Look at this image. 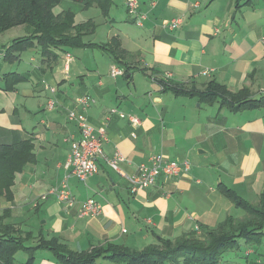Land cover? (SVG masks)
Returning a JSON list of instances; mask_svg holds the SVG:
<instances>
[{"label": "crops", "instance_id": "crops-1", "mask_svg": "<svg viewBox=\"0 0 264 264\" xmlns=\"http://www.w3.org/2000/svg\"><path fill=\"white\" fill-rule=\"evenodd\" d=\"M113 1L108 17L98 7L87 9L72 0H62L59 6L72 10L76 22H97L95 37L100 40H87L105 44L117 37L128 51L127 61L136 66L130 75L112 77L111 68L118 64L99 47L98 53L56 51L59 58L52 67L42 63L36 47L11 62L6 48L33 28L20 25L0 33V144L32 139L36 154L35 163L16 174L14 202L4 201L2 207L12 208L9 222L34 233V244L43 236L55 237L75 252L105 243L141 250L158 243L159 237H204L201 225L215 228L229 216L245 214L221 192L220 184L252 204L264 191V107L236 110L237 104L200 101L161 86L165 81L203 91L216 80L231 92L246 88L243 96L248 100L263 96L264 0H137L138 13L145 16L142 24L129 12L126 0ZM174 18L182 19L179 27H164ZM17 27L24 28V34L5 37ZM24 52L28 63L19 70L17 65L26 61ZM10 72L26 80L5 89L4 75ZM44 82L56 91L47 90ZM84 94L95 100L86 111L89 121L106 129V155L120 152L127 175L136 174L141 163L160 153L187 162L189 169L174 178L161 175L154 185L132 193L128 179L99 160V171L85 181L69 177L79 201L93 197L101 203L98 217L83 216L78 204L68 208L54 195L42 198L67 174L70 141L80 136L67 113ZM50 98L57 102L51 110ZM113 108L140 123L112 114ZM34 264L63 263L42 249ZM97 264L125 263L102 258ZM219 264H264V236L254 242L241 240Z\"/></svg>", "mask_w": 264, "mask_h": 264}, {"label": "trees", "instance_id": "trees-1", "mask_svg": "<svg viewBox=\"0 0 264 264\" xmlns=\"http://www.w3.org/2000/svg\"><path fill=\"white\" fill-rule=\"evenodd\" d=\"M62 0H0V33L20 25L33 28L30 35L15 38L6 48L5 57L13 62L19 60L20 53L36 47L40 49L42 63L52 67L59 56L56 51L70 52L86 48L99 47L111 55L124 74L135 68L126 57L127 52L119 39L113 37L110 42L98 44L86 38L95 33L98 24L94 19L76 22L72 10L56 11ZM82 3L85 8L98 7L104 17H108L113 0H72ZM47 63V64H46ZM144 70V69H143ZM5 89L15 88L25 77L18 72L4 75ZM162 90L173 91L176 95L197 96L207 102L237 104L236 110L249 106L264 107V95L254 100L243 96L241 92H231L225 85L210 81L203 91H194L183 84L161 81ZM9 87V88H8ZM228 100V101H225ZM35 145L32 139L21 140L14 144H0V264H16L17 254L24 252L27 259L23 264H34L38 250L48 249L63 264H97L106 258L125 264H219L224 254L236 249L241 240L257 241L264 236V191L259 202L252 204L237 193L220 184L221 192L237 207L244 209V216H229L215 228L204 227V237L195 233H185L175 239L159 237V242L150 244L141 250L122 244L105 243L89 251L75 252L59 242L55 237L43 236L35 240L32 231L9 222L11 207H2V202H14L12 187L16 174L36 161Z\"/></svg>", "mask_w": 264, "mask_h": 264}, {"label": "built area", "instance_id": "built-area-1", "mask_svg": "<svg viewBox=\"0 0 264 264\" xmlns=\"http://www.w3.org/2000/svg\"><path fill=\"white\" fill-rule=\"evenodd\" d=\"M126 4L129 12L136 16V21L142 24L145 16L138 13V1L126 0ZM181 22V18H174L166 21L164 27L174 29L179 27ZM70 61L71 55L68 53L66 68H68ZM110 74L112 77H117L124 75V70L114 65ZM43 85L52 93L56 91L54 87L45 82ZM94 101V98L89 94L81 95L76 99L77 106L68 110L67 118L79 128L80 136L73 137L70 141V155L65 163V168L67 169L65 178L58 186L51 188L47 194L42 195V198L54 195L59 202L68 208L78 204L81 215L98 217L102 214L101 203L93 197L79 201L70 188L69 177L75 175L85 181L99 171V160H105L109 167L124 175L129 181V188L132 193H137L141 189L154 185L161 175L166 178H174L179 176L182 171L189 169L187 162L180 163L160 153L151 155L147 162L141 163L136 174L127 175L120 166V163L125 159L124 156L120 152H116L113 156H108L104 151V143L107 140L105 127H95L87 117L86 111ZM56 103L55 99L50 98L47 104L48 108L50 110L53 109ZM111 113L118 114L122 118H128L135 125L140 123L137 117L128 115L118 108H113Z\"/></svg>", "mask_w": 264, "mask_h": 264}, {"label": "rangeland", "instance_id": "rangeland-1", "mask_svg": "<svg viewBox=\"0 0 264 264\" xmlns=\"http://www.w3.org/2000/svg\"><path fill=\"white\" fill-rule=\"evenodd\" d=\"M119 5H121V4H119ZM56 11H60L61 10V6H57L56 8ZM24 28H19V27H17V28H15V30H10V32H7V34H5V37L6 38H10L11 36H19V35H22V34H24V30H23ZM101 29H103V27H101L100 28V30ZM31 33H29V34H27V35H30ZM27 35H23V36H21V37H24V36H27ZM19 38V37H18ZM87 39H92V40H96V41H98V40H100V38H99V36H96L95 37V33L94 34H92V35H90V36H88L87 37ZM86 49H89L90 50V52H93V53H98L99 52V50L97 49V48H95V47H93V48H86ZM85 50V49H84ZM38 54V58H40L41 59V53L40 52H38L37 53ZM23 55L25 56V58H26V61L24 60L23 62H21V65L19 66V65H17L20 69L19 70H21L23 67H25V65H26V63H28V61H27V59H28V53L27 52H24L23 53ZM15 68V70H18V69H16V67H14ZM19 72V71H18ZM21 72V71H20ZM233 250H235V249H233ZM232 251V250H231ZM230 252V251H229ZM227 254V253H226ZM226 254H224V256L226 255ZM223 256V257H224ZM26 257H27V254L26 253H24V252H19L18 254H17V260H16V264H21V262H23V261H25L26 260Z\"/></svg>", "mask_w": 264, "mask_h": 264}]
</instances>
